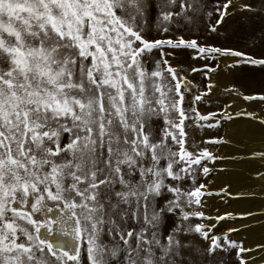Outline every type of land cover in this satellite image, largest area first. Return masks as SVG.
<instances>
[{
  "label": "snow or ice",
  "instance_id": "snow-or-ice-1",
  "mask_svg": "<svg viewBox=\"0 0 264 264\" xmlns=\"http://www.w3.org/2000/svg\"><path fill=\"white\" fill-rule=\"evenodd\" d=\"M237 16L264 21V0H0V264H264V201L208 199L253 202L209 181L264 161L244 143L264 147V109L228 102L264 87L212 105L221 62L264 71V28L220 40Z\"/></svg>",
  "mask_w": 264,
  "mask_h": 264
},
{
  "label": "rangeland",
  "instance_id": "rangeland-1",
  "mask_svg": "<svg viewBox=\"0 0 264 264\" xmlns=\"http://www.w3.org/2000/svg\"><path fill=\"white\" fill-rule=\"evenodd\" d=\"M261 28H264V21L260 19L259 16L252 18L251 20L243 19L239 16L235 17L228 26V32L222 33L220 40L222 43H227L228 45L235 47L237 49H245L251 48L253 46V41L258 45L259 39L261 36ZM259 51V48L256 49ZM231 64V61H229ZM198 67L200 65H197ZM222 70V71H221ZM219 75L213 74L212 82L216 84V87L213 89L215 96L217 97L212 101V105H220L223 101L227 99V93L225 92V88H233L237 87L240 89L241 93L244 94H258V90L264 87V71H261L259 68H253L250 65H238L235 68L229 70L225 67L224 63H220V68L217 69ZM191 76H195L196 80L194 83H197L198 80L204 79L198 73H192ZM229 103L235 106L237 103L239 104L240 108L246 111H255L257 114L260 113L261 109H264V104L259 103L257 101H243L242 98H237L235 101L229 100ZM252 104L253 107H248L249 104ZM205 108L210 107V105H204ZM239 119H247L246 117H242ZM214 132L213 129H203L201 130L198 135H205L208 133ZM257 142V143H256ZM255 143H252L249 140H245L244 143L248 145L250 149H256L258 151H264V147H262L258 142V139ZM239 147L240 150L244 151L243 145H229L221 149V151L225 152V154L229 153L230 149H235ZM250 162V163H257L260 166L259 172L264 173V161L259 159H241L239 156L235 160L226 161L228 164L227 174L221 176L219 173H214L213 175L217 178L210 179V185H219L220 179L228 180V172L230 173L234 168V165L239 162ZM211 166V165H209ZM223 165H219L218 167H222ZM231 166V167H230ZM257 173V170H256ZM255 172L248 173L247 176L251 182L253 190L250 192L255 193L253 198H258L264 201V174L257 176ZM254 176V177H253ZM254 182V183H253ZM255 188V189H254ZM216 189L214 188L213 191ZM229 191H232L231 188ZM209 203L213 205L212 210L218 211L222 209H227L228 211H232L234 208L232 203L235 200H239L233 197H217L213 196L208 198ZM254 212H259V209L253 210ZM264 222V221H262ZM222 223V222H221ZM258 227V225H257ZM259 234V233H258ZM234 239H237L238 242L243 241L244 246H250L252 243L249 240L248 231L243 230L237 236L236 234H231ZM194 243L199 244V241H194ZM221 260L229 259L228 256H224L218 258Z\"/></svg>",
  "mask_w": 264,
  "mask_h": 264
},
{
  "label": "bare ground",
  "instance_id": "bare-ground-1",
  "mask_svg": "<svg viewBox=\"0 0 264 264\" xmlns=\"http://www.w3.org/2000/svg\"><path fill=\"white\" fill-rule=\"evenodd\" d=\"M257 143V142H256ZM255 143V144H256ZM259 143V142H258ZM234 149H230L229 153L232 152ZM243 152L242 150H240ZM231 167V166H230ZM234 168L230 173L228 172L229 181H231V184L233 189L235 190H244V191H251L253 190V187L251 185L252 180H250L247 176L248 173H256V170L259 171L260 166L257 163H250V162H239L234 165ZM254 177V176H253ZM254 183V182H253ZM255 189V188H254ZM263 201L258 198H253V202L251 203H244L240 202V200H235L232 203V206L236 210H242V209H259L260 208V202ZM249 240L252 242L259 238L258 232H249L248 231Z\"/></svg>",
  "mask_w": 264,
  "mask_h": 264
}]
</instances>
